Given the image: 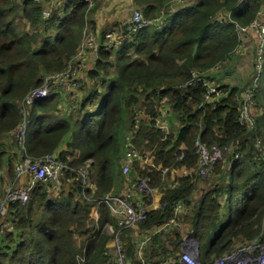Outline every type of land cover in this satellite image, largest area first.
I'll return each mask as SVG.
<instances>
[{
  "label": "trees",
  "instance_id": "trees-1",
  "mask_svg": "<svg viewBox=\"0 0 264 264\" xmlns=\"http://www.w3.org/2000/svg\"><path fill=\"white\" fill-rule=\"evenodd\" d=\"M171 1L133 0V8L145 19L163 17V23L134 33L115 24L120 44L111 46L102 36L92 68L79 91L70 93L72 100L60 108L62 96L52 93L32 105L21 149L9 140L22 119L19 104L46 75L66 69L98 5L88 7L84 0H0L2 188L6 179L14 180V165L26 156L55 155L73 169L63 172L57 193L47 192L49 183L38 184L26 204L9 205L6 221L13 228L0 232V264H109V236L103 227L115 220L99 200L123 188L121 165L129 130L135 148L153 157L150 168L134 163L138 178L147 180L149 190L163 193L160 206L147 211L139 223L142 231L154 233L173 217L178 204L187 210L177 221L183 218L188 224L201 264H211L239 244L264 242V53L258 80L253 85V73L249 83L252 130L239 122L246 88L218 85L219 94L206 100L202 83L189 84L195 73L215 81L209 73L231 57L240 42L237 28L247 27L264 12V0H186V6L176 5L172 13ZM223 12L229 18L217 19ZM166 106L177 121L168 134L155 126L160 108ZM139 110L143 119L135 117ZM196 142L229 150L205 183H198L196 172L169 182L172 169H197ZM87 161L88 188L76 172ZM199 185L206 187L193 201ZM149 196L144 195L145 204ZM129 230L121 229L120 238L126 260L135 264L137 246ZM182 237L178 227L152 234L144 258L153 264L177 263Z\"/></svg>",
  "mask_w": 264,
  "mask_h": 264
},
{
  "label": "built area",
  "instance_id": "built-area-1",
  "mask_svg": "<svg viewBox=\"0 0 264 264\" xmlns=\"http://www.w3.org/2000/svg\"><path fill=\"white\" fill-rule=\"evenodd\" d=\"M88 3V7H92L97 0H84ZM186 0L171 1L168 11L171 13L175 11L176 5H179ZM183 3V4H184ZM50 4L49 8L43 13V17L47 18L52 8ZM163 16V11H161ZM219 15H223L220 20H226L229 18V13L223 12ZM219 15L217 18H219ZM264 12L259 11L257 18L247 27H238L237 33L239 37V47H242V41L246 34L249 32L256 33V45H255V59L253 64V85L258 80V77L262 68V56L264 53ZM163 23V17L154 18L153 20L145 19L141 10L134 8L131 15L126 22L125 26L129 32H137L147 26H155ZM105 38L108 39L111 46L120 44L121 39L114 37L113 33L109 32L105 34ZM99 43L91 33L89 26L86 24L82 31V38L74 57L68 63L66 69L61 72L48 74L43 78L42 84L30 91L23 101L19 104L20 113L22 116L21 122L18 127L12 132V138L17 142L21 149L24 148L25 135L27 128L30 124L29 111L32 105L42 99H46L56 90L65 89L75 93L79 91L82 80V70L85 68L87 59H96L97 49ZM237 48V47H236ZM235 51V50H234ZM252 73V74H253ZM192 83H202L206 90L205 99L210 100L211 97L217 96L220 92L219 87L215 84V81L206 77H202L198 74H193ZM62 86V87H61ZM252 92L251 87L244 90L241 107L239 110V122L247 127V129H253L255 125V117L252 110ZM163 108H160L159 117L156 119L155 126L163 133H169L168 122L162 117ZM137 120L135 121V126ZM125 155L122 162V174L127 177L133 170V165L141 159V155L132 143V136H126L124 141ZM196 149L199 155L198 167L194 170L201 178L209 176L213 166L228 152L229 148H220L216 145L205 146L196 142ZM236 157V156H235ZM90 161H87L83 168L78 169L76 172L81 178L82 185L85 187H92L86 176L87 169L90 167ZM73 169L67 162H63L57 159L55 155H45L38 158L25 157L23 160L14 165L15 179L6 184L3 190V194L0 197V221H3V225L0 223V229L12 230L13 224L7 220L9 213L8 208L11 203L20 202L26 204L29 200V196L32 193L36 185L50 184L47 188L49 193H57L62 185V174L64 171H72ZM27 176V181L22 182L23 177ZM147 180L139 179L136 187L143 191V188H147ZM175 183H170V188H174ZM125 190V189H124ZM146 191H149L148 188ZM147 193V192H146ZM99 202H103L107 205L110 214L120 227V229H132L139 225L140 222L146 218V208L142 201L134 198V191L129 189L125 192H118L115 194H107L103 196ZM181 205H175L173 217L163 226L159 227L154 233L160 231H166L168 228L178 227L180 223L177 218L181 213H185ZM94 215L96 213L94 211ZM104 230L107 235L112 237V246L106 253L109 257V264H131L125 258L123 251V244L120 238V232H114L111 224L106 223ZM2 232V230L0 231ZM154 233H147L141 239L140 237L134 239V243L137 246L136 261L135 264H153L143 256V249L149 240L150 236ZM190 234V232H188ZM182 251L177 263L175 264H201L199 261L198 246L190 239V236H184L181 240ZM110 253V254H109ZM211 264H264V242L259 240H253L247 244H239L235 248L223 253L222 255L213 259Z\"/></svg>",
  "mask_w": 264,
  "mask_h": 264
},
{
  "label": "crops",
  "instance_id": "crops-1",
  "mask_svg": "<svg viewBox=\"0 0 264 264\" xmlns=\"http://www.w3.org/2000/svg\"><path fill=\"white\" fill-rule=\"evenodd\" d=\"M98 1H99V3H97L98 7H97V9H96V11L92 17L93 23H90L89 29H90L91 33L93 34V36L95 37L96 41L99 43L102 36H105L106 33L111 32V33H113V35L115 37L114 32H116L118 30V27H116L115 24L125 25L129 19V17H130L129 15H131V12L134 8H133V2H132L133 0H98ZM156 11H157V9L155 10V13H156ZM161 11H163V10H160V9L158 10L159 14L161 13ZM118 45H116V46H118ZM93 63H94L93 60H91L90 58L87 59V62L85 63L86 71L88 69L92 68ZM81 74H82V77L85 76V73H81ZM209 74H211L213 76V70ZM222 84H224V85L228 84L229 85V83L226 82V80H223ZM62 107L63 106H60V108H62ZM159 112H160V110H159ZM163 112L164 113L162 114V117L165 120H167V119L169 120V121L167 120L169 132H173L175 130L176 125H177L176 124L177 121L172 117L168 106L163 108ZM143 118L144 117H142V119ZM130 134H131V130L128 132V136H130ZM63 148H64V146H63ZM136 149L138 150V152L141 155V159L136 162V163H138V167L140 169H146V168L152 167L153 166V157L151 156V154L149 152H142L137 147H136ZM194 172H195L194 170L185 169V168L172 169L169 171L168 181L171 182L175 178H179V177H183V176H187V175H192ZM27 179H28V177L24 176L22 182L27 181ZM138 180H139L138 170H135L133 168V170L129 174V176H127V177L124 176V181L122 183V187H130L131 189L134 190L135 201L139 200V201L144 202V195H146V194L150 195L149 200L147 201L149 203L145 204V202H144V206H145L147 211L157 209L160 206V200H161L163 193L157 189H152V190H150L149 193H146L144 191H140L136 187ZM199 184H202V183H199ZM199 186H203V185H199ZM94 219L95 220L97 219V215L94 216ZM111 227H112L114 232H118L121 230L120 227L118 226V224L116 223V221L114 222V224L111 225ZM130 230L133 231V235H131V236H133L135 238L140 237V239H141L145 234H147L146 231H142L140 229V227H138V226H135ZM125 240H126V238H125ZM111 246H112V237L109 236L108 240L106 241V247H108V249H109ZM178 258H179V256H178ZM169 264H175V262L170 261Z\"/></svg>",
  "mask_w": 264,
  "mask_h": 264
},
{
  "label": "rangeland",
  "instance_id": "rangeland-1",
  "mask_svg": "<svg viewBox=\"0 0 264 264\" xmlns=\"http://www.w3.org/2000/svg\"><path fill=\"white\" fill-rule=\"evenodd\" d=\"M97 3H99V1H97L95 3V5ZM183 3H184V1L182 3H180L179 6H181V7L186 6V3H189V1H185V3L184 4ZM190 3H193V1ZM222 18H223V15H219V18H217V19L220 20ZM259 18H264V17L261 15ZM241 43H242V47H239V44H238L235 51L231 54V57L229 59H226L223 63H220L219 65H217L213 69V77L215 79V84L217 86L222 85L223 80H226V82H228L229 85H231V86H239L241 88H246V89H248L250 87L249 83H251V75L253 73V64H254V59H255L256 33L255 32H249V34H246V36L244 37V40ZM82 73L86 74V67L83 68ZM62 88L64 90L54 91V93H59L62 96V101H61L59 106H61L64 101L71 99V97H70L71 91L65 89L64 87H62ZM71 104H72V102L68 103V106H71ZM135 117H137V118L143 117V110L137 111L135 113ZM9 140L12 141L14 139L11 136L9 138ZM207 177L208 176H206L205 178H199L200 180L198 183H205L206 182L205 180L207 179ZM12 180L6 179L7 182H5L3 184V186L5 184H7L8 182L10 183V181H12ZM0 185H1V188H0L1 193L3 194L4 188H2L1 180H0ZM203 186H204V188L206 187V185H203ZM203 186H198V190H196L192 196L193 201L198 199V197L201 194V190L203 189ZM147 188L144 187L143 191L149 193L150 190L148 188L149 191H146ZM129 189H131V188L130 187H123L121 192L123 193ZM181 214H183V213H181ZM0 223L3 225V221H0ZM137 226L139 227V225H137ZM178 228L182 232L183 237L189 235V233L187 231L188 224L185 223L183 218L181 219L180 225L178 226ZM1 230L4 234H7L8 232H10L8 229H0V231ZM262 231H263V235H264V221L262 224ZM111 249L112 248L110 247L109 248L110 252H111Z\"/></svg>",
  "mask_w": 264,
  "mask_h": 264
},
{
  "label": "water",
  "instance_id": "water-1",
  "mask_svg": "<svg viewBox=\"0 0 264 264\" xmlns=\"http://www.w3.org/2000/svg\"><path fill=\"white\" fill-rule=\"evenodd\" d=\"M189 236H190V239L195 243V245L198 246V243L195 241V239L193 238V236L191 234H189ZM198 258H199V256H198Z\"/></svg>",
  "mask_w": 264,
  "mask_h": 264
},
{
  "label": "bare ground",
  "instance_id": "bare-ground-1",
  "mask_svg": "<svg viewBox=\"0 0 264 264\" xmlns=\"http://www.w3.org/2000/svg\"><path fill=\"white\" fill-rule=\"evenodd\" d=\"M42 100H44V99H42ZM42 100H40V101H42ZM39 102V101H38Z\"/></svg>",
  "mask_w": 264,
  "mask_h": 264
}]
</instances>
